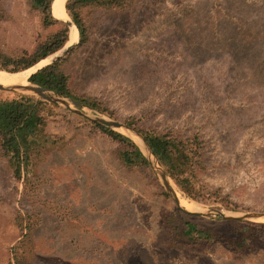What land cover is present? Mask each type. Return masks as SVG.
Listing matches in <instances>:
<instances>
[{
    "label": "rangeland",
    "instance_id": "obj_1",
    "mask_svg": "<svg viewBox=\"0 0 264 264\" xmlns=\"http://www.w3.org/2000/svg\"><path fill=\"white\" fill-rule=\"evenodd\" d=\"M0 6L11 16L0 29L5 46L30 48L54 30L43 29L32 0ZM89 23L91 41L63 67L72 86L100 103L98 115L140 133L198 135L204 155L193 182L202 199L166 174L189 202L179 200L182 207L196 212L185 213L151 165L155 181L122 165L119 145L98 122L45 100L46 129L63 145L49 147L20 180L0 153V264H18L17 257L22 264H263V245L241 254L186 246L177 227L181 218L204 226L227 220L202 213L212 209L264 212V0H139L125 10L91 12ZM16 94L39 98L0 89L1 98Z\"/></svg>",
    "mask_w": 264,
    "mask_h": 264
},
{
    "label": "trees",
    "instance_id": "obj_2",
    "mask_svg": "<svg viewBox=\"0 0 264 264\" xmlns=\"http://www.w3.org/2000/svg\"><path fill=\"white\" fill-rule=\"evenodd\" d=\"M139 0H68L66 10L79 30V42L67 56L39 69L30 80L55 92L81 102L94 110L105 111L99 102L76 92L69 74L64 70L67 59L91 41V12L121 11L135 6ZM53 0H32L39 11L44 30L54 27L45 36L35 39L32 47H9L0 43V69L12 72L31 68L61 50L69 39V26L55 17ZM7 9L0 6V29L10 19ZM49 102L32 95L16 94L0 97V153L9 164L17 180L22 179L23 169L37 167L44 161L46 150L51 146H62V139L47 131L43 115L44 106ZM134 125V120H127ZM100 133L119 145L117 157L123 166L148 174L156 180L150 164L140 148L126 135L110 127L93 123ZM141 133L158 158L165 173L190 197L202 199L197 193L193 179L200 176L203 164V141L198 135L181 138L172 133H156L141 129ZM218 194V192H216ZM163 195H169L163 191ZM220 219V218H218ZM23 221V218L21 219ZM27 224L29 232L32 229ZM175 229V228H174ZM182 245L224 246L235 254L250 251V247L264 246V223L250 221H223L219 225L204 226L198 222L183 220L177 227ZM28 233L25 235L26 239ZM250 248V249H246ZM264 264V256L262 258ZM17 263L22 264L17 257Z\"/></svg>",
    "mask_w": 264,
    "mask_h": 264
},
{
    "label": "water",
    "instance_id": "obj_3",
    "mask_svg": "<svg viewBox=\"0 0 264 264\" xmlns=\"http://www.w3.org/2000/svg\"><path fill=\"white\" fill-rule=\"evenodd\" d=\"M52 11H53V3H52ZM53 15H54V13H53ZM59 19L65 21L68 24L70 32H71V25L68 22V20L63 19V18H59ZM73 24H74V22H73ZM70 32H69V39H68L66 45L63 47L62 50L57 52L60 54L57 57H55L52 60V62L54 60L58 59L59 57H61L62 55L66 54L68 51H70L78 43L79 39L76 43L68 44V42L70 40ZM43 67H41V68H43ZM41 68H39V69H41ZM38 70H36L30 74L27 84H20L19 86L22 89H24L26 92H31L41 99L62 105V106L66 107L70 110H73L75 112L83 114V115L87 116L89 119H91L95 122H98L102 125H105V126H108L111 128H118V129L125 130L132 138H134V141H135L136 145L140 148V150H145L148 153V155H147L148 161H149L150 165L152 166L154 173L157 175V177L159 178V180L161 181L163 186L166 188V190L173 196L178 207L182 211H184L185 213H190V214L196 213L195 211H190V210H187V209L182 207L178 197L175 194L173 187L171 186V184L169 182V177L163 171V169L161 167V163L159 162L158 158L156 157V155L153 152L152 148L150 147L149 143L147 142V140L144 138V136L138 130L134 129L132 126H130L128 124H124L120 121L114 120V119L109 118L107 116H104L102 114L98 115V114H100L98 111L83 105L81 102L75 101L71 98H68L64 95H61V94L55 92L54 90H52L50 88H47L45 86H42L40 84H37V83L31 81L30 77L33 74H35ZM85 108L92 111L93 113H95L97 115H93V116L88 115L83 110ZM202 213L219 216V217H221L223 219H227V220H257V219H263L264 218V212H244L241 215H231V214H226V213L219 211V210H213L212 209V210H207L206 212H202Z\"/></svg>",
    "mask_w": 264,
    "mask_h": 264
},
{
    "label": "bare ground",
    "instance_id": "obj_4",
    "mask_svg": "<svg viewBox=\"0 0 264 264\" xmlns=\"http://www.w3.org/2000/svg\"><path fill=\"white\" fill-rule=\"evenodd\" d=\"M67 1L68 0H54L53 1V13L56 17L67 19L68 22L70 23L71 32H70V40H69L68 44H73V43H76L79 39V31H78L77 27L73 24V21H71L69 15L67 13V10H66ZM34 69H35V66L32 68H29L25 71L14 72V73H9V72H5L3 70H0V89L25 91L19 85L20 84H27L29 75L32 72H34L33 71ZM173 189L176 193V196H178L179 200L182 203H188L189 204V202H187L186 198L179 191H176V189L174 187H173ZM189 207L198 209L197 206H193V205H190Z\"/></svg>",
    "mask_w": 264,
    "mask_h": 264
}]
</instances>
